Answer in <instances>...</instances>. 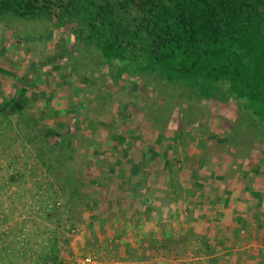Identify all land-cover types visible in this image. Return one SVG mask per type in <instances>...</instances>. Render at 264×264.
<instances>
[{"label":"rangeland","instance_id":"374dc122","mask_svg":"<svg viewBox=\"0 0 264 264\" xmlns=\"http://www.w3.org/2000/svg\"><path fill=\"white\" fill-rule=\"evenodd\" d=\"M54 23L0 19V264L242 262L236 224L220 221L222 169L202 155L264 153L257 123L235 99L116 81Z\"/></svg>","mask_w":264,"mask_h":264},{"label":"trees","instance_id":"16d2710c","mask_svg":"<svg viewBox=\"0 0 264 264\" xmlns=\"http://www.w3.org/2000/svg\"><path fill=\"white\" fill-rule=\"evenodd\" d=\"M7 16L71 29L78 51L97 54L116 81L150 77L197 100L235 99L264 140V0H0Z\"/></svg>","mask_w":264,"mask_h":264},{"label":"crops","instance_id":"0c3cea01","mask_svg":"<svg viewBox=\"0 0 264 264\" xmlns=\"http://www.w3.org/2000/svg\"><path fill=\"white\" fill-rule=\"evenodd\" d=\"M204 153L202 157L205 161H202V166L205 167V170L201 167L204 171H207L208 164L214 163L222 169L219 175H223L224 181L223 184L219 183L216 187V190L220 192L219 205L223 207L218 209L220 212L223 211V213H219V215H223L220 217V221L222 224L233 221L236 224V236L233 237L237 244H241L242 241L245 243V247L234 250L233 255L242 252L241 255L246 256L238 264H256L260 260L256 259L255 249L258 248V245H264V153H259L254 149L204 151ZM224 174H226V178ZM207 175H212V173L208 172ZM219 179L221 180L222 176ZM205 180L203 187H200L204 189L206 186V189H211L214 186L211 184L214 183L208 181L207 178ZM201 194L206 203L208 198L205 192H201ZM240 239L241 242H239ZM261 264H263V260Z\"/></svg>","mask_w":264,"mask_h":264},{"label":"built area","instance_id":"2783aa9c","mask_svg":"<svg viewBox=\"0 0 264 264\" xmlns=\"http://www.w3.org/2000/svg\"><path fill=\"white\" fill-rule=\"evenodd\" d=\"M84 264H99V263L96 262L95 260L91 259V258H86L84 260Z\"/></svg>","mask_w":264,"mask_h":264}]
</instances>
